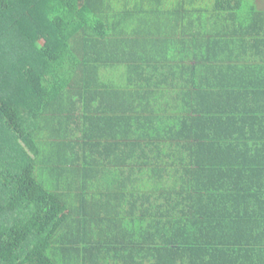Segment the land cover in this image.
Returning a JSON list of instances; mask_svg holds the SVG:
<instances>
[{"label": "trees", "instance_id": "trees-1", "mask_svg": "<svg viewBox=\"0 0 264 264\" xmlns=\"http://www.w3.org/2000/svg\"><path fill=\"white\" fill-rule=\"evenodd\" d=\"M205 1L0 0V264H264V9ZM173 32L195 63L156 70L198 89V141L145 177L174 146L106 78Z\"/></svg>", "mask_w": 264, "mask_h": 264}, {"label": "crops", "instance_id": "crops-1", "mask_svg": "<svg viewBox=\"0 0 264 264\" xmlns=\"http://www.w3.org/2000/svg\"><path fill=\"white\" fill-rule=\"evenodd\" d=\"M180 28L177 29L179 33H181ZM177 32H173V35H158L154 39H150L152 42L150 41L148 47L146 46L144 50L147 52L145 60L142 56L143 61L140 62V65L146 69L144 74L139 75L140 73H136L131 75L130 73H124V71H117V73L110 74L106 78L108 83L112 82L119 87L127 88L128 104L131 109L144 110V117H154V121H157L158 130L153 129V125H151L150 130H143L151 131L150 133L153 136L155 135L154 137H158V139L154 140L153 136H149L146 139L149 141L153 139L155 143L174 146L173 149L167 148L157 154L152 153L149 159L153 161L151 164L135 167L134 170H136L137 175L141 174L145 177L150 175V173L167 176L176 175L186 168L185 165L187 164L185 161L193 159L188 153L178 150L181 148L182 143L198 141L194 137L187 138V134L192 136L194 133L193 130L190 131L189 126H185L184 131L182 129V124L185 123V120L192 116H197L196 111L200 109L197 96L194 97L198 89H195L188 82L189 75L174 74L170 70L166 73L156 70V68L161 67V63L162 65L172 64L174 67L178 64L182 65L183 59L189 66L195 63L197 50L194 49V46H190L189 50H187V47L184 49L181 34L177 35ZM153 42H157V44L154 45ZM201 131V133L205 134H215L214 130L209 128V126H205ZM147 134L144 133V136L147 137ZM230 158L231 156H227L229 161L231 160ZM142 160H147V158L144 157ZM253 160L252 158H243V161L248 163ZM191 168L193 169V166ZM163 182L166 183V180H163ZM165 183L163 184L170 186L168 185L169 183ZM138 184L145 187L146 190H150L149 186H153V184L149 185L148 182ZM152 190L163 189L161 187Z\"/></svg>", "mask_w": 264, "mask_h": 264}, {"label": "rangeland", "instance_id": "rangeland-1", "mask_svg": "<svg viewBox=\"0 0 264 264\" xmlns=\"http://www.w3.org/2000/svg\"><path fill=\"white\" fill-rule=\"evenodd\" d=\"M215 3V0H206L205 2H203V5L207 8L213 6ZM257 4L258 6L261 8V9H264V0H258L257 1Z\"/></svg>", "mask_w": 264, "mask_h": 264}]
</instances>
